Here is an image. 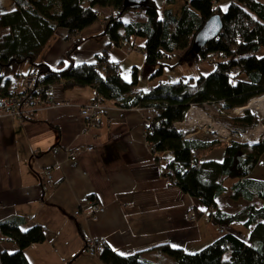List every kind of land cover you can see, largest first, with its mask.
Returning <instances> with one entry per match:
<instances>
[{
    "label": "trees",
    "instance_id": "1",
    "mask_svg": "<svg viewBox=\"0 0 264 264\" xmlns=\"http://www.w3.org/2000/svg\"><path fill=\"white\" fill-rule=\"evenodd\" d=\"M10 1L13 7L0 11V97L19 94L20 91L14 90L15 83L32 74L41 99L50 96L51 87L58 84L67 89L91 88L92 102L111 101L115 107L124 109H153L145 139L164 179L176 181L175 185L167 184L197 202L201 208L197 216L203 210L217 230L224 231V227L234 223L248 230L245 242L224 231L192 253L166 244L156 248L165 254L169 264H264V180L250 177L264 153V137L227 143L217 139H184L174 126L184 121L191 106L202 109L207 104L218 106L212 118L231 132L241 134L264 125V120L249 110L232 113L252 99L264 96V54L259 55L264 46V2L230 0L223 11L219 0H183L175 13L170 6L176 0H163L162 8L155 0H147L138 10L144 20L123 23L121 16L130 11L123 8L124 0ZM214 14L220 16L222 28L214 40L196 52L192 49V37ZM97 20L101 21L100 35H107L110 43L95 53L91 62L73 61V52L83 41L79 38L80 31ZM61 30L66 33L63 39L71 42L64 52V61L51 67L37 60L46 44ZM123 39L131 50L143 55L146 67L153 68L150 79L162 75L165 61L161 60L171 59L175 52L180 54L178 63L207 62L212 69L206 75L180 77L171 82L158 79L150 89L138 90L134 71L133 80L126 81L119 63L112 61L108 53L111 45L122 47ZM220 146V161L194 156L198 150ZM169 150L172 161L164 165L159 157ZM227 179L234 180L228 189L232 200L259 199L262 204L256 208L246 205L232 214L219 209L216 199L224 191L223 181ZM25 223L23 218L16 217L0 222V240L16 246L12 253L0 251V264H29L24 250L44 240L40 224L24 227ZM97 251L103 264H156L142 258L140 252L124 256L107 245Z\"/></svg>",
    "mask_w": 264,
    "mask_h": 264
},
{
    "label": "crops",
    "instance_id": "2",
    "mask_svg": "<svg viewBox=\"0 0 264 264\" xmlns=\"http://www.w3.org/2000/svg\"><path fill=\"white\" fill-rule=\"evenodd\" d=\"M101 29L97 20L80 31L83 41L73 52V61L91 62L95 53L110 43L107 35H100ZM65 34L61 30L51 38L39 55L40 61L51 67L64 61V52L71 45L63 39ZM123 49L111 45L108 50L110 59L119 66L129 57ZM136 69L133 65L131 71L135 74ZM15 84L14 90L19 92L20 81ZM50 94L70 105L39 108L21 120L0 117V222L23 218L24 227L40 224L44 234L42 242L24 250L29 264H103L99 251L93 256L85 251L86 243L94 239L105 240L121 255L140 252L142 258L153 263L169 264L156 248L159 245L192 253L219 236L203 210L195 220L187 219L185 211L195 201L165 182L147 147L144 119L136 109L115 107L108 101L104 103L108 108L105 117L98 116V121L87 127L78 107L93 101L91 88L67 89L57 84ZM197 116L191 114L187 121L175 124L178 128L183 123L189 126L184 128L187 137L204 139L207 121ZM88 146L92 149L84 151ZM67 149L78 154L75 160L66 157ZM221 155V146L194 152L200 160L220 161ZM250 177L264 180V153ZM233 183V179L223 181L225 189L216 199L219 209L232 214L246 205L256 208L262 204L259 199L232 200L228 189ZM91 200L102 208L93 217ZM196 205L197 212L201 208ZM75 211L79 213L74 215ZM240 226L234 223L224 231L245 242ZM15 250L13 243L0 240V251Z\"/></svg>",
    "mask_w": 264,
    "mask_h": 264
},
{
    "label": "rangeland",
    "instance_id": "3",
    "mask_svg": "<svg viewBox=\"0 0 264 264\" xmlns=\"http://www.w3.org/2000/svg\"><path fill=\"white\" fill-rule=\"evenodd\" d=\"M229 1L230 0H219L218 4L220 6V9L224 11L225 8H226V6L228 5V2ZM259 1L264 2V0H259ZM155 2L157 3L158 7H160V8L164 7L163 0H155ZM144 3H143V5H144ZM182 3H183V0H176L175 3L170 6V7H172L173 12L178 13L179 9L181 8V4ZM12 7H13V3H11L10 0H0V11L1 12H6L7 10H10ZM138 10L139 9H137V10H130L129 12H126V14H123L121 16V19L120 20L123 23H127V22H130V21L138 22V21L144 20L145 18H143L142 12L141 11H138ZM105 11L107 12V10H105ZM103 15H105V13H103ZM261 48H262V50H261ZM261 48L259 50V55L260 54H264V46L261 47ZM123 52H125L127 54V56L129 55V57H128V59H124L123 62H120V69H121L122 77L126 81H128V82L129 81H132L134 77L131 74V72H132L131 71V68H132L133 65H135L136 68H137L136 69V73H135L136 74V84H135L136 86H135V88L138 89V90L139 89H147L146 87H148L149 85H151L152 82H155L156 83L158 79L159 80H164V81L167 80V81H170L171 82V81L176 80V79H178L180 77H190V76L195 77L198 74L206 75V73H208L209 68H210L209 71H211V69H212V65L209 64V63H207V62H205V63H198V64H191V63H183V64H181V63H178V59L180 57V54L178 52H175L172 55L171 59H169V60L162 59L161 60L163 62L165 61V65H164L163 70H162V75H160L159 77H156L154 79H150L149 78V75L151 74L150 72H151V70L153 68H150L149 69L148 67L145 66V62H144V59H143V56L141 55V53L140 52H137V51H134V50H131L130 53H129V51L126 52V47L123 49ZM37 60H39V58ZM154 68L156 69V67H154ZM250 103H248L245 107H247L250 112H253V113L257 114L258 117H259V119L263 121L264 120V108L263 107L260 108L259 106L254 105L255 102L254 103H251V105H250ZM249 106L253 110L250 109ZM217 107L218 106H216L214 104H207L202 109L199 108V107H197V106L196 107L191 106L189 109H195V110L198 109V110L201 111L202 114H205V116L208 119L203 118V116H201L200 112H197V115L199 116L200 120H203L204 123H206V121H207V123H206L207 125L209 124L210 119H211V121H212L213 124H216L217 125L218 122L214 121V119L212 118L213 115H216V109H217ZM243 108L244 107H242L240 109H243ZM133 109H136L138 111V113H139V115L141 117V120H142V118L144 119V124H146V122H149L150 117L151 116L153 117V115H154V110L153 109H148V108H145V107L133 108ZM240 109H238V110H240ZM236 110H233L232 113L233 114H239L240 112H238ZM191 114L192 115H195L194 112H191V111L189 113L187 112V114H186L187 117L185 116L184 121L185 120L187 121L188 118H190ZM195 121L197 122L196 119H195ZM180 123H182V122H180ZM144 124H143V128H144ZM176 124H175V127H176ZM179 126L182 127V128H178V127H176V128L178 130L180 129L181 132L184 130V128H189V126H187L185 123L180 124ZM260 126L264 127V125H260ZM205 130H206V138H204V139L198 138V139H201V140L218 139V141L221 142V143H227V142H229V140L224 141L225 139L223 138V133L222 132H219V133L217 131L216 132L215 131L213 132L211 130V126L210 125H208L205 128ZM249 131H252V130H249ZM249 131H246L248 133L244 132V133L247 134L246 137L248 136L246 138L248 141L258 140V139H262L264 137V133L263 134H256V135H254L253 133H250ZM144 132H146V128H144ZM184 136L187 139H192V138L193 139H197V138H194V137H187L186 135H184ZM231 138H233L232 135L230 136V139ZM224 200H226V199H224ZM194 203L196 204V202H194ZM224 203H226V202H224ZM185 214H186V211H185ZM236 226H239V225H236ZM217 232H218V234L221 233L219 230H217ZM247 232H248V230L247 229H244L243 227H241V229L239 230V233H241V235L244 236V237H247V235H248ZM223 233H224V231H223ZM227 254L228 253H226V255Z\"/></svg>",
    "mask_w": 264,
    "mask_h": 264
},
{
    "label": "built area",
    "instance_id": "4",
    "mask_svg": "<svg viewBox=\"0 0 264 264\" xmlns=\"http://www.w3.org/2000/svg\"><path fill=\"white\" fill-rule=\"evenodd\" d=\"M122 46L125 48L126 47V52L130 51L131 48L128 44V41L125 39L122 40ZM37 80L36 78L30 74L26 75L21 78L20 82V92L19 94H14L12 96H9V98H4L0 97V117L2 116H9L12 119H17L21 120L24 117L32 115L33 112L38 110L39 108H56V107H65L69 106L70 103L66 100H58L55 99L54 97L50 96H45L42 99L38 96V86L36 84ZM79 109V115L82 117L84 120L85 125L88 127L90 125L95 124L98 121V116H103L108 112V108L100 102H89L86 103V105H82L78 107ZM240 112V110H236ZM222 126L223 131V138L225 139L224 141H231L235 140L238 142L242 141H248L246 138V133H236V132H231V130L228 129L227 126L224 124H217ZM148 122L144 124V128H146V131L149 129L148 127ZM181 132V130H178ZM214 132V131H213ZM216 132V131H215ZM251 132V131H249ZM183 133V134H182ZM184 135H186L185 130H183L180 133V136L184 139H187ZM233 136V138L230 139V136ZM241 141H240V140ZM246 139V140H245ZM218 140V139H217ZM223 141V140H222ZM92 147H84L83 150L86 152H89ZM64 154L66 157L73 161L75 160L76 156L78 155L74 150H65ZM173 154L172 151H165V153L161 154L159 157V160L161 161L162 164L166 165L167 163H170L172 160ZM169 174H171L170 168H167ZM45 176H48V171L46 170L44 172ZM166 183H171L172 185H175L176 181L174 179H164ZM89 205L93 207V211L91 213V217H93L94 212H101L102 208L98 207L97 205L94 204L93 200L89 202ZM79 212L75 211L74 215H77ZM186 217L187 219L190 220H195L197 217L196 213V204L194 202H190V205L186 209ZM219 231L222 233L223 230L219 229ZM106 245L105 240L101 239H94L93 241H90L88 243V246L85 248V251L90 255L93 256L97 253V250L104 247Z\"/></svg>",
    "mask_w": 264,
    "mask_h": 264
},
{
    "label": "water",
    "instance_id": "5",
    "mask_svg": "<svg viewBox=\"0 0 264 264\" xmlns=\"http://www.w3.org/2000/svg\"><path fill=\"white\" fill-rule=\"evenodd\" d=\"M145 1L146 0H124L123 8L137 10L142 7ZM221 28V18L219 15L214 14V16L205 20L201 29L198 30L192 37V49L196 52L201 50L204 44L215 39V36L220 32ZM244 109L248 110L247 107H244L243 110Z\"/></svg>",
    "mask_w": 264,
    "mask_h": 264
},
{
    "label": "bare ground",
    "instance_id": "6",
    "mask_svg": "<svg viewBox=\"0 0 264 264\" xmlns=\"http://www.w3.org/2000/svg\"><path fill=\"white\" fill-rule=\"evenodd\" d=\"M262 101V102H261ZM255 102V104L254 105H257V106H259L260 108H264V97L263 96H261L260 98H256V99H252L251 100V103H254ZM251 103H250V105H251ZM250 107V106H249ZM250 109H252L251 107H250ZM253 110V109H252ZM255 110V109H254ZM259 110V109H258ZM190 111H193V112H200V111H198L197 109L195 110V109H190V110H188L187 112H190ZM260 111V110H259ZM195 115H197V114H195ZM208 125H210L211 126V130L212 131H217L218 133L219 132H221V130L223 131V129H222V126H220V125H216V124H213L212 123V121H211V119H210V122H209V124ZM250 133H253L254 135H256V134H263L264 133V127H262V126H260V125H257V126H255L254 128H252V131L250 132Z\"/></svg>",
    "mask_w": 264,
    "mask_h": 264
}]
</instances>
